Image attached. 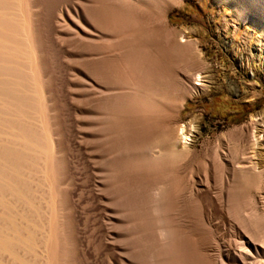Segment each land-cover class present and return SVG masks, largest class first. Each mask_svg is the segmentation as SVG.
<instances>
[{
	"label": "rangeland",
	"instance_id": "374dc122",
	"mask_svg": "<svg viewBox=\"0 0 264 264\" xmlns=\"http://www.w3.org/2000/svg\"><path fill=\"white\" fill-rule=\"evenodd\" d=\"M89 1L9 2L7 14L17 28L7 33L8 51L0 43V169L7 168L1 152L18 153L24 163L15 167L10 190L0 192V241L10 246L0 248V264H140L108 180L115 160L104 130L126 126L171 135L183 125L193 127L188 151L182 153L181 144L182 157L172 165L182 185L180 200L187 193L198 196L210 256L236 254V233L208 199L232 184L229 176L240 180L239 167L253 152L250 126L259 132L264 122V27L244 15L252 10L244 0L143 3L135 33L168 32L177 42L195 44L177 53L150 41L148 55L158 62L140 69L151 75L146 90L129 77L139 69L121 68L113 76L110 66H94L112 59L114 51L104 47L109 35L87 20ZM259 112L263 119L250 122ZM59 163L62 176L54 170ZM148 176L152 185L160 182V174ZM6 183L0 176V186ZM244 193H264V187L251 183ZM59 234H68L71 245L57 260Z\"/></svg>",
	"mask_w": 264,
	"mask_h": 264
},
{
	"label": "bare ground",
	"instance_id": "6f19581e",
	"mask_svg": "<svg viewBox=\"0 0 264 264\" xmlns=\"http://www.w3.org/2000/svg\"><path fill=\"white\" fill-rule=\"evenodd\" d=\"M10 1L11 0H0V43H5L6 47H4V50L7 51L9 43L7 33L15 32V29L17 28L15 23L13 24L12 22L13 19L10 20L8 16L9 12L7 14ZM148 1L157 2L158 0H90V5L86 12L87 20L93 26L100 28L109 35V38L104 40V47H108L114 51L112 59L109 61H98L94 66L98 68L110 66L113 71V76L117 75V72L121 68H126L128 70L134 68L137 70L139 69V74H132L131 72L129 77H136L137 86L146 90L151 89L149 79L151 75L148 71L141 73L140 69L148 68L158 62L148 55L150 48L149 44H151L150 41L156 39L157 43H159L160 46H163L167 51L177 53L182 52L184 48H190L188 45L195 46L194 42L190 41L191 39L187 43L185 41H175L168 32L158 36L151 31L135 33V30L139 27V16L142 14V8L140 6ZM244 1H246L252 9L251 11L244 13V15L254 23L264 27V0ZM31 3H33V1H31ZM29 4L27 5L29 6ZM258 4L260 9L257 8ZM120 27L122 28V32L116 30ZM185 40L187 41V39ZM182 42L184 44H182ZM96 43L99 44V42ZM140 74L141 77L138 78L137 76ZM194 78L195 76L193 79ZM195 79L194 85L200 86L198 82H195L197 81ZM2 90L3 96L9 98V92L6 91V89ZM253 117V120H250L252 123H254L253 121L258 120V117L262 120L263 114L262 112H259ZM259 121L257 123H259ZM262 121H260L263 124L261 129H259V132H257L255 125L250 126L251 130H255H252L251 136L248 137L251 141V147L249 148H251L253 152L251 151L252 155L250 154V159L246 164L244 163L246 166L242 163H237L244 165L239 167L240 180H234V178H232L234 180L232 181L231 176H229L232 184L228 182L229 185L226 184L227 187L224 188L221 193H214L209 196V202L218 207L221 219L225 221V223L228 222L231 225V228L236 233L237 239L239 240L237 241V249L233 247V249H236V254L230 255L227 251H222L223 253L216 257L210 256L209 254L211 252L207 253L209 249L207 250L205 239L201 231L203 230V226L201 222V210L198 207L197 202L198 196H194L192 193H187L184 194L180 200V191L182 189L181 181L178 172L172 169L173 162L182 157V154L178 152L179 146L182 144V148L180 149L182 153L183 151H188L187 146L190 142L189 134L193 132V127L190 125H183L178 128L179 130L176 135H171L167 132H158L147 127L126 126L124 129L117 128L112 131H109V129L108 131L104 130V133L106 134L105 140L111 148L113 159L115 160L109 169L108 180L112 186V192L119 198L118 205L121 209V218L124 225L123 229L130 238L131 245L135 249L134 259L136 258L138 263L245 264L246 262H249L248 260H254V263L256 264V259H259L261 261H257V263L261 262L260 264H264V193H244L247 185L251 183L256 185L262 184L264 187V122ZM249 123H247V125H249ZM252 123H250V125ZM240 129L245 130L244 127H240ZM255 133H259L261 138ZM24 134L25 133L21 131V135L23 136ZM255 147L257 150H255ZM245 153L247 154V152ZM247 155L242 157H247ZM134 156H139V163H132L130 164L131 166L124 164L125 162H123V160L128 161ZM1 157L5 161L7 168L3 171L0 169V176L4 177L7 180V183L5 186H0V192L5 189L10 190L9 181L11 180L10 178H12L15 167L24 163V158L22 156L10 150L1 152ZM99 163L101 164V161ZM237 166L239 165H235V168H237ZM54 170L57 175L62 176L64 169L61 163H59ZM150 173L160 174V182H156L153 185L149 183L148 174ZM236 173H238V171ZM139 175L143 176L140 182L136 179ZM204 176L206 177V175ZM133 177L136 178L133 179ZM232 177L234 176L232 175ZM139 190L143 191V193H139ZM208 200L206 202L207 204ZM115 203L116 202H114V204ZM109 206L110 205L108 204V207ZM110 215L113 216V214ZM115 227L117 228L119 226L117 225ZM227 227L229 226L227 225ZM122 230H120V232ZM120 239L119 244L125 241L121 240L123 241L121 242ZM116 241L118 242V240ZM70 245L71 239L68 234H65L62 238L60 234L58 235V238L56 237L55 254L57 260L62 258V255L67 249L69 250ZM9 247L10 246L7 243L0 241V248ZM117 252L119 253V251ZM125 260L128 259L126 258ZM117 263L118 262H116V264Z\"/></svg>",
	"mask_w": 264,
	"mask_h": 264
}]
</instances>
